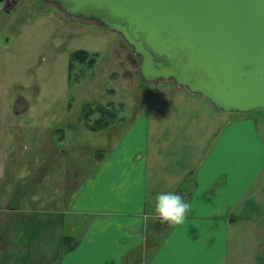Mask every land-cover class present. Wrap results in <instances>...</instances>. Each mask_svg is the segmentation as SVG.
Listing matches in <instances>:
<instances>
[{
    "label": "crops",
    "instance_id": "obj_1",
    "mask_svg": "<svg viewBox=\"0 0 264 264\" xmlns=\"http://www.w3.org/2000/svg\"><path fill=\"white\" fill-rule=\"evenodd\" d=\"M190 94L179 106L168 103L154 113L151 108L146 111V105L75 191L72 171L63 161L66 149L56 142L63 132L51 129L52 151L62 156L48 161L53 172H44L48 164L41 162L35 168L32 156L30 168L38 175L10 182L0 179V264H262V240L256 244L263 258L255 254L252 262L232 242L241 217L255 208L252 201L264 200L260 122L250 114L233 118L212 110L208 120L213 113L224 123L217 128L215 120V129L209 132L210 123L205 125V134L202 127L194 130L197 139L190 141L189 124H200L201 107L212 105ZM18 121L16 128L24 132L27 120ZM208 139L211 143L203 152ZM25 151L30 150L20 152ZM45 181L49 186L40 189ZM150 183L156 187L149 190ZM160 191L179 192L191 203L183 223L161 222L154 211ZM260 216L263 239L264 211ZM41 244L48 247V256L36 255Z\"/></svg>",
    "mask_w": 264,
    "mask_h": 264
},
{
    "label": "rangeland",
    "instance_id": "obj_2",
    "mask_svg": "<svg viewBox=\"0 0 264 264\" xmlns=\"http://www.w3.org/2000/svg\"><path fill=\"white\" fill-rule=\"evenodd\" d=\"M56 10L45 0H23V5L12 13L0 11V179L7 177L10 182L38 175L36 169L30 168L32 156L35 168L40 162L42 166L53 162L57 155V159L65 156L63 161L69 166L68 172L72 171L75 191L94 172L96 162H102L119 143L137 115L145 112L146 105L149 106L146 111L151 108L154 113L156 108L165 109L168 103L177 104L191 94L174 81L143 79L135 66V63L140 66L141 58L121 34L95 21L69 17ZM80 50L93 59L73 58ZM208 106L201 107L200 124L196 121L189 124V130H193L188 136L190 141H196L194 130L200 127L202 134L209 123L207 132L215 129L216 119L211 113L208 120V112L218 111ZM247 114L258 119L264 135V110ZM228 116L236 118L235 114ZM98 118L100 124L96 123ZM19 119L27 120L24 132L16 128ZM224 121L216 120L217 128ZM94 122L100 129L93 126ZM54 128L63 132L58 135L62 140L56 141L66 149L62 156L52 151ZM210 141L202 146L203 152ZM34 147L39 152H31ZM9 149L15 152H7ZM21 150L30 151L21 153ZM49 166L53 165L44 167L48 174L53 172ZM261 180L264 181V175ZM49 181L40 189L47 188ZM153 187L156 186L150 183L149 190ZM251 207L255 208L241 217L232 242L252 262L255 254L263 258L256 242L262 240L264 245L258 229L264 200L252 201ZM38 247L41 250H36L37 256H48V247L44 244Z\"/></svg>",
    "mask_w": 264,
    "mask_h": 264
},
{
    "label": "water",
    "instance_id": "obj_3",
    "mask_svg": "<svg viewBox=\"0 0 264 264\" xmlns=\"http://www.w3.org/2000/svg\"><path fill=\"white\" fill-rule=\"evenodd\" d=\"M45 1L121 34L148 82L174 81L220 112L264 110V0Z\"/></svg>",
    "mask_w": 264,
    "mask_h": 264
},
{
    "label": "clouds",
    "instance_id": "obj_4",
    "mask_svg": "<svg viewBox=\"0 0 264 264\" xmlns=\"http://www.w3.org/2000/svg\"><path fill=\"white\" fill-rule=\"evenodd\" d=\"M192 205L176 191H160L155 195L154 211L161 222L181 224L188 217Z\"/></svg>",
    "mask_w": 264,
    "mask_h": 264
},
{
    "label": "flooded vegetation",
    "instance_id": "obj_5",
    "mask_svg": "<svg viewBox=\"0 0 264 264\" xmlns=\"http://www.w3.org/2000/svg\"><path fill=\"white\" fill-rule=\"evenodd\" d=\"M21 5H23V0H2V1L0 0V11L6 12V13H12L18 6H21ZM54 6H55V9H57L58 11L64 12L62 9H60L56 5ZM64 14L66 13L64 12ZM135 66L137 70H140V68L138 67V63H135Z\"/></svg>",
    "mask_w": 264,
    "mask_h": 264
},
{
    "label": "trees",
    "instance_id": "obj_6",
    "mask_svg": "<svg viewBox=\"0 0 264 264\" xmlns=\"http://www.w3.org/2000/svg\"><path fill=\"white\" fill-rule=\"evenodd\" d=\"M81 54H82V56H81ZM72 57L74 58V57H76V58H90V59H93L92 58V56H90V54L88 53V52H86V51H83V50H80V51H77L74 55H72ZM99 121H100V119L98 118V119H96V123H98V124H100L99 123ZM93 126L95 127L96 125H95V122L93 123ZM102 127H103V125H102ZM95 128H98V129H100V127H95ZM98 129H94V130H98Z\"/></svg>",
    "mask_w": 264,
    "mask_h": 264
}]
</instances>
